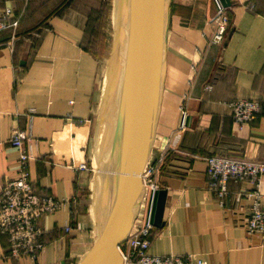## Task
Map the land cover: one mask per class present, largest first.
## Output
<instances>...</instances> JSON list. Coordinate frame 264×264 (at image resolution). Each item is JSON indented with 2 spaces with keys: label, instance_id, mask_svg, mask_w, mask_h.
Here are the masks:
<instances>
[{
  "label": "crops",
  "instance_id": "0c3cea01",
  "mask_svg": "<svg viewBox=\"0 0 264 264\" xmlns=\"http://www.w3.org/2000/svg\"><path fill=\"white\" fill-rule=\"evenodd\" d=\"M98 1L0 0L18 21L15 33L0 34V191L18 177L19 151L9 140L24 131L32 137L27 147L35 156L32 192L74 201L41 219L44 248L36 261L9 257L8 238L0 233V264H78L94 243L97 222L86 204L89 173L69 165L90 161L94 112L105 93L107 74L103 81L99 61L82 45L88 9ZM232 2L229 35L218 45L211 42L212 0H172L152 157L168 152L179 158L166 159L156 177L169 194L166 225L150 235L152 255L264 264V237L243 226L251 201L233 197L229 209H222L208 189L209 156L264 162V110L257 120L237 125L230 107L238 99L264 105V0ZM183 111L191 120L180 131ZM177 133V146L169 151ZM230 189L246 192L252 186L232 183Z\"/></svg>",
  "mask_w": 264,
  "mask_h": 264
},
{
  "label": "water",
  "instance_id": "95a60500",
  "mask_svg": "<svg viewBox=\"0 0 264 264\" xmlns=\"http://www.w3.org/2000/svg\"><path fill=\"white\" fill-rule=\"evenodd\" d=\"M221 2L226 8L233 6L232 0ZM171 6L172 0L120 2L114 50L118 72L105 99L112 106L98 181V227L91 249L78 264H124L119 248L141 207L146 189L143 175L161 114ZM190 120L188 116L187 127ZM168 194L166 188L153 194L151 223L157 229L166 225Z\"/></svg>",
  "mask_w": 264,
  "mask_h": 264
},
{
  "label": "built area",
  "instance_id": "2783aa9c",
  "mask_svg": "<svg viewBox=\"0 0 264 264\" xmlns=\"http://www.w3.org/2000/svg\"><path fill=\"white\" fill-rule=\"evenodd\" d=\"M215 12L211 18L214 27L211 36L213 44L222 45L230 31V16L228 9L221 0H212ZM14 10L10 6H2L0 2V34L18 28V21H14ZM212 90V86H207ZM232 117L237 125H244L257 120L264 105L258 99H238L231 105ZM33 112V109L30 111ZM187 112L183 111L179 130L187 128ZM180 135L177 133L170 143V150L177 146ZM32 141L30 134L24 131H15L9 143L19 151V167L17 179L7 183L0 191V233L6 235L9 241V257H28L36 261L44 248L41 238L44 229L41 219L48 214L59 211L66 204H73L72 199L59 200L55 197H41L32 192V162L35 156L30 152L27 143ZM168 152L149 161L143 175L145 194L134 226L126 240L119 248L124 264H208L197 255L185 256L168 255L156 256L150 253V235L154 231L151 223L153 194L160 189L156 181L162 169ZM88 160H90L88 158ZM208 189L218 199L222 209H229V201L233 197L248 198L250 207L243 217V226L251 234L264 237V195L261 186L264 182V162L250 160L244 157L227 155H212L206 158ZM74 162V161H73ZM70 168L90 173V162L69 165ZM250 183V191L233 192L230 184ZM66 233L72 232L71 225L65 227Z\"/></svg>",
  "mask_w": 264,
  "mask_h": 264
},
{
  "label": "rangeland",
  "instance_id": "374dc122",
  "mask_svg": "<svg viewBox=\"0 0 264 264\" xmlns=\"http://www.w3.org/2000/svg\"><path fill=\"white\" fill-rule=\"evenodd\" d=\"M110 2H111L110 15H109V18H108L107 22L105 23V26H104L103 31H102L106 35V37H104L103 48L100 51L101 56L95 57L100 63L101 72H103V78H102L103 81H104L105 72L107 74L108 69L116 63L115 52H114L115 47H116V38H117V29L115 27V19H116L115 0H110ZM117 63H118V61H117ZM115 66L114 67L117 68V64H115ZM114 80H116V78H113L111 82H113ZM107 91H108V87H106L105 95L107 94ZM103 95H104V93H102V101H100L101 103H98V105L96 106V109L94 112V119L95 120L93 121L94 126L92 128L93 142H92V146H91L90 161H89L91 166H92V171L89 173V182H90V185H92V182L95 181L93 183V186H94V184H96V186H97V183H98V181H100V178L102 175V170L100 169L101 165H102V160H103L102 153L105 151L106 140H107V135H108L107 132L108 131L105 133L104 137L101 136L100 140L98 139V137H100L99 135L101 133L100 131H101L102 124H104V121L106 120L107 116L109 115L110 109L112 106L111 102L105 103V99H104ZM97 140H99V144H98ZM98 156H99V164L96 167L95 166L96 163L94 164V161L96 162V158ZM92 178L94 181H92ZM88 190H89V192H88V195L86 197V204H88V208L91 209L92 206L96 202L95 200L97 199L99 187L97 186V190H94V187H93V189L89 187ZM90 214H92V210H90ZM95 222H97V218H96ZM96 227H98V225Z\"/></svg>",
  "mask_w": 264,
  "mask_h": 264
},
{
  "label": "trees",
  "instance_id": "16d2710c",
  "mask_svg": "<svg viewBox=\"0 0 264 264\" xmlns=\"http://www.w3.org/2000/svg\"><path fill=\"white\" fill-rule=\"evenodd\" d=\"M111 9L110 0H100L94 7L88 9V22L83 37L82 45L94 57L101 56L100 51L103 48L104 37L106 35L102 32L107 22ZM179 155L177 153L171 154L167 158V162L177 160ZM157 228H154L156 230Z\"/></svg>",
  "mask_w": 264,
  "mask_h": 264
},
{
  "label": "bare ground",
  "instance_id": "6f19581e",
  "mask_svg": "<svg viewBox=\"0 0 264 264\" xmlns=\"http://www.w3.org/2000/svg\"><path fill=\"white\" fill-rule=\"evenodd\" d=\"M120 2H121V0H115V13H116V19H115V27L117 28V25H118V15H119V7H120ZM117 72H118V68H115L114 67V65H112V67H110L109 69H108V73H107V76H106V87H108V91H107V94L105 95V93H104V99H106V101H107V99H108V93H109V89H110V87H111V85H112V79L113 78H116V76H117ZM111 82V83H110ZM106 87H105V91H106ZM107 97V98H106ZM104 118V117H103ZM109 125H110V121L109 120H105L104 121V124H102V127H101V133H100V137H98V139L100 140L101 139V136H105V133L108 131V129H109ZM104 133V134H103ZM99 140H97L98 141V144H99ZM103 140V139H102ZM103 142V141H102ZM99 147V146H98ZM152 155H153V152H152ZM152 155H151V159H150V161H152L153 159H154V157H152ZM101 156V155H100ZM96 163V167L98 166V164H99V156L96 158V162L94 161V164ZM99 169V168H98ZM99 185V183H97V186ZM96 186V184H94V186H93V183H92V185H90V188H92L93 189V187H94V190H97V186ZM98 196V195H97ZM96 202H95V204L92 206V208L90 209V210H92V218H93V221L95 222V220H96V218H97V199L95 200Z\"/></svg>",
  "mask_w": 264,
  "mask_h": 264
}]
</instances>
